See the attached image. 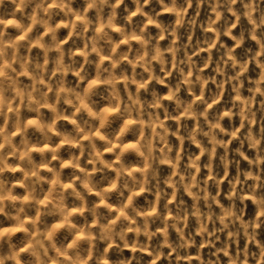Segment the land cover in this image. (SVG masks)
Returning a JSON list of instances; mask_svg holds the SVG:
<instances>
[{
    "label": "clouds",
    "instance_id": "obj_1",
    "mask_svg": "<svg viewBox=\"0 0 264 264\" xmlns=\"http://www.w3.org/2000/svg\"><path fill=\"white\" fill-rule=\"evenodd\" d=\"M0 264H264V0H0Z\"/></svg>",
    "mask_w": 264,
    "mask_h": 264
}]
</instances>
